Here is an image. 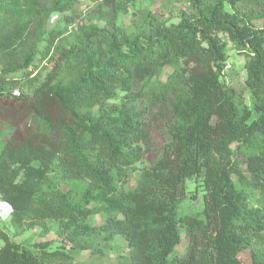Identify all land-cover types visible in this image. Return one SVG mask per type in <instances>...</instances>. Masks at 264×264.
<instances>
[{
    "label": "trees",
    "instance_id": "16d2710c",
    "mask_svg": "<svg viewBox=\"0 0 264 264\" xmlns=\"http://www.w3.org/2000/svg\"><path fill=\"white\" fill-rule=\"evenodd\" d=\"M81 1L0 0V99L16 104L0 107V199L12 225L58 238L0 228V264H104L111 249L117 264H264V0H181L174 22V6ZM188 179L202 209L178 215Z\"/></svg>",
    "mask_w": 264,
    "mask_h": 264
},
{
    "label": "rangeland",
    "instance_id": "374dc122",
    "mask_svg": "<svg viewBox=\"0 0 264 264\" xmlns=\"http://www.w3.org/2000/svg\"><path fill=\"white\" fill-rule=\"evenodd\" d=\"M44 1V0H43ZM137 6L139 7H146L150 9L151 11L155 10L158 12H163L167 13L168 10L165 9V7H162V5L159 4V0H137ZM90 2L89 0H82L80 2V11L82 14L86 15L88 14V6ZM173 11L170 12L172 15L171 21H176L177 17V10L180 8V6H175L173 5ZM169 9V8H168ZM58 16V15H57ZM55 16L52 19V23H56L57 26L60 29H67L70 30L69 27H65L62 22H60L59 17ZM128 19V18H127ZM125 20V22L127 21ZM57 20V22H56ZM256 26H261L264 25V19H258L254 21ZM36 39L33 38L30 43L34 42ZM40 58L37 57L36 63H38L37 68L35 69V72L39 71L40 73V79H42L45 75V72L47 70L43 69L45 66L43 61L39 60ZM245 61V57L242 54L237 53L231 46H229V51H228V60H227V68L225 70V78L228 82V84H234L237 87H240L244 85V78H245V69L243 67V63ZM170 71L169 68H166L164 70V74L161 76V79H164L166 74ZM21 72L14 73V76H19ZM17 90V89H14ZM13 90V93H14ZM19 91V90H18ZM15 95V94H14ZM245 102L248 104V106L252 105V98L251 95L245 91ZM16 104L13 102V104L8 103V102H3L2 99H0V107H2L4 110L9 109L11 106H15ZM20 107H24V105L21 104ZM23 114H28L27 108L24 107L23 111L21 110ZM20 112V113H21ZM26 112V113H24ZM28 121V120H27ZM0 126L2 127L4 134H8L10 131V127L6 123H1ZM152 139L157 143L156 147H160L161 144L163 143V136H161L160 132L154 131ZM148 163L146 160H142L140 163L136 165V167L141 168L143 166H146ZM135 174V173H134ZM135 175H131V178L129 180V184L131 185L134 181ZM196 188V182L192 179L186 180L185 183V196L182 198V201L178 205L177 208V213L178 215H183L186 212L187 213H193V214H200L201 209H202V197H201V192L198 190L195 191ZM10 215L9 213L2 219L0 222V228L5 230L9 237H11L13 240L17 242H21L24 245L26 244H32L33 242L41 241V240H53L56 241L58 238L56 237L54 231H49L47 233H43L38 227H34L29 230H21L15 225H12L11 222L9 221ZM90 223L98 224L101 220L98 215H92L89 217ZM186 238L185 234L183 231L180 233V240L178 244L175 247V251L179 254H182L185 251L186 247ZM113 244H118L120 247H122L123 250H125V245L122 243L119 239L115 240ZM113 249L110 250L109 254H107L105 257H103V263L104 264H117V255L112 252ZM239 258L241 259L243 264H251V259H250V253L248 251L242 252L239 254ZM90 258L87 254H85V251L80 253L78 257L75 260L76 264H89Z\"/></svg>",
    "mask_w": 264,
    "mask_h": 264
},
{
    "label": "built area",
    "instance_id": "2783aa9c",
    "mask_svg": "<svg viewBox=\"0 0 264 264\" xmlns=\"http://www.w3.org/2000/svg\"><path fill=\"white\" fill-rule=\"evenodd\" d=\"M13 94L18 95L19 91L14 90ZM9 212H10V209H9L8 205H6V203L2 202L0 199V220H2Z\"/></svg>",
    "mask_w": 264,
    "mask_h": 264
},
{
    "label": "crops",
    "instance_id": "0c3cea01",
    "mask_svg": "<svg viewBox=\"0 0 264 264\" xmlns=\"http://www.w3.org/2000/svg\"><path fill=\"white\" fill-rule=\"evenodd\" d=\"M159 4L162 5V7H165V9H168L172 7L173 5L181 6L182 1L181 0H159Z\"/></svg>",
    "mask_w": 264,
    "mask_h": 264
}]
</instances>
